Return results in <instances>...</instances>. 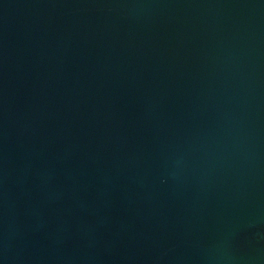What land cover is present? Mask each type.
<instances>
[{
    "label": "water",
    "instance_id": "obj_1",
    "mask_svg": "<svg viewBox=\"0 0 264 264\" xmlns=\"http://www.w3.org/2000/svg\"><path fill=\"white\" fill-rule=\"evenodd\" d=\"M0 264H264V0H0Z\"/></svg>",
    "mask_w": 264,
    "mask_h": 264
}]
</instances>
